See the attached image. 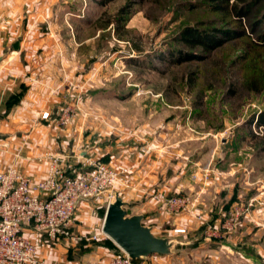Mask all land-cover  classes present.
I'll list each match as a JSON object with an SVG mask.
<instances>
[{"label":"rangeland","instance_id":"rangeland-1","mask_svg":"<svg viewBox=\"0 0 264 264\" xmlns=\"http://www.w3.org/2000/svg\"><path fill=\"white\" fill-rule=\"evenodd\" d=\"M212 6L211 0L25 4L31 16L22 21L45 33L36 41L37 60L42 69L49 61L56 83L53 117L65 105L73 109L64 126L45 119L69 140L63 170L71 174L93 161L127 168L115 191L153 201L159 236L176 240L173 254L152 255L146 264H264V144L254 137L264 134L257 122L264 93L242 84L256 72L239 41L212 53L181 41L188 28L234 26ZM179 50L206 58L171 61ZM261 52L252 49V61L262 63ZM163 194L185 197L186 207L167 208L155 198Z\"/></svg>","mask_w":264,"mask_h":264},{"label":"crops","instance_id":"crops-1","mask_svg":"<svg viewBox=\"0 0 264 264\" xmlns=\"http://www.w3.org/2000/svg\"><path fill=\"white\" fill-rule=\"evenodd\" d=\"M29 1L0 0V170L15 166L32 179L41 180L47 174V153L66 157L71 150L67 151L70 145L63 130L44 118L46 112H52L56 83L49 72V61L42 62V69L37 60L40 44L36 41L45 33L22 21L31 16L25 11ZM66 171L71 172L68 168ZM132 195V191L128 198L121 195L128 203L129 214H142L144 224L159 235L153 201H136ZM107 208L106 203L95 208L82 202L77 213L75 229L98 235L97 240L88 238L68 246L34 236L40 258L47 264H110L122 249L103 232Z\"/></svg>","mask_w":264,"mask_h":264},{"label":"built area","instance_id":"built-area-1","mask_svg":"<svg viewBox=\"0 0 264 264\" xmlns=\"http://www.w3.org/2000/svg\"><path fill=\"white\" fill-rule=\"evenodd\" d=\"M53 117L46 112L44 118L64 126L73 115L65 105ZM47 174L34 180L15 166L0 170V264H47L39 256L38 236L55 244L79 243L98 235L76 231V217L82 202L105 197L107 205L115 200L116 186L123 182L127 168L110 167L91 162L87 167L69 174L63 170V157L47 153ZM167 208L179 211L186 207L182 196L155 197ZM133 259L126 252L115 255L110 264H146Z\"/></svg>","mask_w":264,"mask_h":264},{"label":"trees","instance_id":"trees-1","mask_svg":"<svg viewBox=\"0 0 264 264\" xmlns=\"http://www.w3.org/2000/svg\"><path fill=\"white\" fill-rule=\"evenodd\" d=\"M212 8L223 13L225 19L234 23V26H229L223 29H214L213 31L200 32L194 28H188L181 38V41L194 48L202 47L208 53H212L216 49L223 47L230 40L239 41L242 46L247 49L246 55L242 58L246 59L250 67H254L252 72L254 75L243 79L242 84L251 90L259 93H264V0H211ZM219 35V36H218ZM252 49H262V63H256L254 57L250 56ZM173 62L182 61H201L206 58L205 55L179 50L177 53L172 52ZM163 59L167 58L163 56ZM255 66H251V64ZM258 65L259 67L256 68ZM258 72V73H257ZM238 87L231 86V94H236ZM253 121V120H252ZM258 125L264 127V112L258 115ZM257 137L264 144V134ZM264 149V148H263Z\"/></svg>","mask_w":264,"mask_h":264},{"label":"water","instance_id":"water-1","mask_svg":"<svg viewBox=\"0 0 264 264\" xmlns=\"http://www.w3.org/2000/svg\"><path fill=\"white\" fill-rule=\"evenodd\" d=\"M127 206L128 203L117 193L115 200L108 205L103 232L133 259L173 254L176 240L157 235L151 226L144 224L142 214H129Z\"/></svg>","mask_w":264,"mask_h":264}]
</instances>
